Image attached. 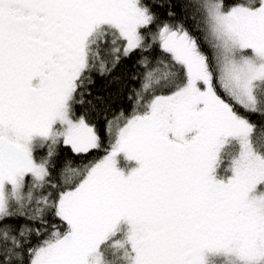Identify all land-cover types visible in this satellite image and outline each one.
<instances>
[{"label": "snow or ice", "instance_id": "6c2138e0", "mask_svg": "<svg viewBox=\"0 0 264 264\" xmlns=\"http://www.w3.org/2000/svg\"><path fill=\"white\" fill-rule=\"evenodd\" d=\"M134 52L105 147L90 85ZM252 115L264 0H0V264H264Z\"/></svg>", "mask_w": 264, "mask_h": 264}, {"label": "trees", "instance_id": "16d2710c", "mask_svg": "<svg viewBox=\"0 0 264 264\" xmlns=\"http://www.w3.org/2000/svg\"><path fill=\"white\" fill-rule=\"evenodd\" d=\"M232 0H225V3H231ZM157 11L164 14L163 9H157ZM179 12V9H177ZM186 26L191 27V22ZM153 56L159 55V50H155L152 53ZM140 53L134 52L129 58L123 59L121 63L115 68L110 76H95V83L90 85L92 96L87 99L92 100L95 106L93 116L97 124L98 130L102 138L104 139V145L107 147V134L105 131V113L108 118L111 119L113 113L118 112L120 109H124L127 114L131 110V102L127 99L129 91L134 87H139V80H132L133 73L144 70L136 65V61L139 58ZM100 97L102 99H95ZM87 107V106H86ZM82 111L79 107L77 113ZM243 111V110H241ZM256 123H264V120L260 116L252 115L249 117ZM42 154V153H39ZM105 154L104 150H93L86 156L75 157L67 149L61 148V155L56 161V173L59 172L65 159H72L74 161L73 166H78L81 162H88L100 159Z\"/></svg>", "mask_w": 264, "mask_h": 264}]
</instances>
